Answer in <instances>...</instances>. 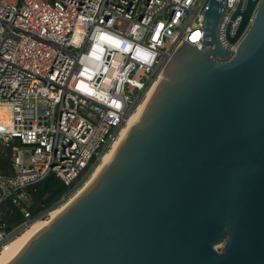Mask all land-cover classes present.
<instances>
[{"label":"water","instance_id":"1","mask_svg":"<svg viewBox=\"0 0 264 264\" xmlns=\"http://www.w3.org/2000/svg\"><path fill=\"white\" fill-rule=\"evenodd\" d=\"M225 11L208 0L203 48L179 43L109 159L3 264H264V0L221 35Z\"/></svg>","mask_w":264,"mask_h":264},{"label":"built area","instance_id":"2","mask_svg":"<svg viewBox=\"0 0 264 264\" xmlns=\"http://www.w3.org/2000/svg\"><path fill=\"white\" fill-rule=\"evenodd\" d=\"M207 2L0 0V107L11 110L0 145L16 142L0 206L50 173L65 185L90 175L179 43L203 48ZM223 2L221 35L238 0ZM9 238L0 224V248Z\"/></svg>","mask_w":264,"mask_h":264},{"label":"trees","instance_id":"3","mask_svg":"<svg viewBox=\"0 0 264 264\" xmlns=\"http://www.w3.org/2000/svg\"><path fill=\"white\" fill-rule=\"evenodd\" d=\"M15 143L12 142L8 147L0 145V174L10 175L13 172L11 155ZM80 178L81 176H78L70 185H65L57 176L50 173L41 181L26 187V201L16 205L11 199H6L0 206V224L5 232L10 233L9 240L17 237L25 229L20 226L25 220L24 212L29 213L32 222L44 219L50 210L69 197L70 192L80 182Z\"/></svg>","mask_w":264,"mask_h":264},{"label":"bare ground","instance_id":"4","mask_svg":"<svg viewBox=\"0 0 264 264\" xmlns=\"http://www.w3.org/2000/svg\"><path fill=\"white\" fill-rule=\"evenodd\" d=\"M155 82L150 86V88L147 90V92H146L144 98L142 99V101L140 103H138V105L136 106V108L133 111V113L128 117L126 125L121 129V131L119 132V134L116 137V139L112 142V144L109 147V149L102 155L101 160L96 165V167L93 169V171L90 174V177L88 178V180H86V182L83 184V186L66 203H64L63 205H61L60 207H58L56 209H53L52 211H49V213H48L49 218L48 219H44V220H41V221H39L40 220L39 219V220H35V221L31 222L26 227V229H24L22 231L21 234H19L17 237H15L12 240H9V242L7 241V243L0 248V264H3L7 259H9L17 251V249L34 232H36L39 228H41L42 226L47 224V222L55 214H57L70 200H72L88 184V182L96 175V173L101 168V166L109 159L110 155L114 151L115 147L117 146V144L121 140L122 136L124 135V133L126 132L128 127L137 119V117H138L139 113L141 112V110H142V108H143V106H144V104L146 102V99H147L148 95L150 94ZM6 119L7 120H4V123L2 124V126H0V130L6 131V130H8L10 128V122L11 121L9 122L8 118H6Z\"/></svg>","mask_w":264,"mask_h":264},{"label":"rangeland","instance_id":"5","mask_svg":"<svg viewBox=\"0 0 264 264\" xmlns=\"http://www.w3.org/2000/svg\"><path fill=\"white\" fill-rule=\"evenodd\" d=\"M6 118H8L9 122L11 121V110H10L9 107L2 106V107H0V126H2V124L4 123V120H7ZM89 177H90V175H88V176L84 177L83 179H81L79 184H78V186L74 189V191H72V193L69 195V197L67 199H65V201H63L62 203L56 205L53 209H56V208L60 207L61 205H63L64 203H66L83 186V184L86 182V180H88ZM48 218H49V215L47 213L44 219H48ZM44 219H42V220H44ZM39 221H41V220H39Z\"/></svg>","mask_w":264,"mask_h":264}]
</instances>
